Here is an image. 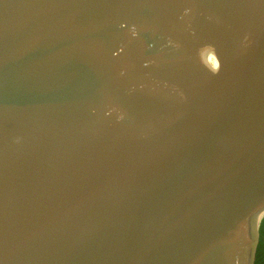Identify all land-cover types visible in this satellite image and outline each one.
<instances>
[{"label":"water","instance_id":"95a60500","mask_svg":"<svg viewBox=\"0 0 264 264\" xmlns=\"http://www.w3.org/2000/svg\"><path fill=\"white\" fill-rule=\"evenodd\" d=\"M264 0H0V264H254Z\"/></svg>","mask_w":264,"mask_h":264},{"label":"trees","instance_id":"16d2710c","mask_svg":"<svg viewBox=\"0 0 264 264\" xmlns=\"http://www.w3.org/2000/svg\"><path fill=\"white\" fill-rule=\"evenodd\" d=\"M254 264H264V219L259 231V243L256 251Z\"/></svg>","mask_w":264,"mask_h":264}]
</instances>
